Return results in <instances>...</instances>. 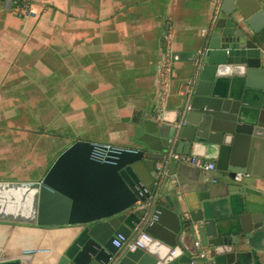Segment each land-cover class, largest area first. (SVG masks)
I'll return each mask as SVG.
<instances>
[{"label": "water", "instance_id": "obj_1", "mask_svg": "<svg viewBox=\"0 0 264 264\" xmlns=\"http://www.w3.org/2000/svg\"><path fill=\"white\" fill-rule=\"evenodd\" d=\"M203 39L202 56L170 52V63L194 64L192 79L173 122L142 116L137 149L100 162L94 143L77 141L41 181L0 182V226L40 240L1 254L0 264H172L183 256L188 264H255L253 236L264 219L247 228L230 209L264 197V0H224ZM170 151L215 163L192 179L195 210L179 209L174 194L186 175ZM134 232L148 237L141 248L113 246Z\"/></svg>", "mask_w": 264, "mask_h": 264}, {"label": "crops", "instance_id": "obj_2", "mask_svg": "<svg viewBox=\"0 0 264 264\" xmlns=\"http://www.w3.org/2000/svg\"><path fill=\"white\" fill-rule=\"evenodd\" d=\"M5 1L0 119L10 126L0 125V182L18 183L41 181L76 140L137 149L135 125L144 114L173 122L195 66L171 63L164 87L161 67L170 52L202 49L216 2L39 0L33 16L19 17L2 10ZM179 171L186 176L174 197L180 211L195 210L200 200L192 179L204 173L185 165ZM246 203L232 204L230 212L243 213L248 228L264 219V197L252 194ZM30 234L0 226V255L36 249L40 240ZM252 245L254 263L264 264V232L253 236ZM172 264H188L187 258Z\"/></svg>", "mask_w": 264, "mask_h": 264}, {"label": "built area", "instance_id": "obj_3", "mask_svg": "<svg viewBox=\"0 0 264 264\" xmlns=\"http://www.w3.org/2000/svg\"><path fill=\"white\" fill-rule=\"evenodd\" d=\"M221 0H216L214 5V13L218 11ZM39 3V0H7L2 4V10L17 15L19 17L33 16L32 7ZM206 51V48L200 49L196 52L198 56H202ZM177 125H175L176 127ZM96 147L93 150L92 158L100 162H104L109 158H112V153L120 147L113 146L111 144H95ZM169 158L175 162L192 167L198 171L213 173L215 171V163L212 161H207L195 156H184L175 154L173 151L169 152ZM161 165H157V169L160 170ZM148 237L145 234L137 233L133 238L128 240L125 239L123 235H118L117 239L113 241V246L118 249H127L131 252L143 246V242L147 240ZM194 248L198 250L197 257L199 259L206 258L204 252L200 250V243L198 241L194 242Z\"/></svg>", "mask_w": 264, "mask_h": 264}, {"label": "trees", "instance_id": "obj_4", "mask_svg": "<svg viewBox=\"0 0 264 264\" xmlns=\"http://www.w3.org/2000/svg\"><path fill=\"white\" fill-rule=\"evenodd\" d=\"M205 48V45H203L202 49ZM170 62L167 60L163 66L161 67V84L163 85L162 87H164L166 78H167V72H168V68L170 66ZM136 120V119H135ZM78 140H76L75 142H77Z\"/></svg>", "mask_w": 264, "mask_h": 264}, {"label": "rangeland", "instance_id": "obj_5", "mask_svg": "<svg viewBox=\"0 0 264 264\" xmlns=\"http://www.w3.org/2000/svg\"><path fill=\"white\" fill-rule=\"evenodd\" d=\"M27 121H28L27 118H22V123H26ZM30 122H32V120H30ZM0 125L3 127V129L6 126H8V127L10 126L7 124V122L4 119H0Z\"/></svg>", "mask_w": 264, "mask_h": 264}]
</instances>
